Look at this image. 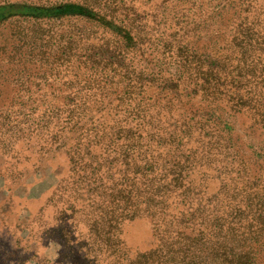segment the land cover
I'll return each instance as SVG.
<instances>
[{
	"label": "trees",
	"instance_id": "trees-1",
	"mask_svg": "<svg viewBox=\"0 0 264 264\" xmlns=\"http://www.w3.org/2000/svg\"><path fill=\"white\" fill-rule=\"evenodd\" d=\"M8 21L30 24L17 50L62 84L49 102L24 87L0 132L13 157L33 139L25 153L68 169L47 205L63 261L264 264V154L236 128L264 141V0H0ZM138 219L144 251L124 236Z\"/></svg>",
	"mask_w": 264,
	"mask_h": 264
},
{
	"label": "rangeland",
	"instance_id": "rangeland-1",
	"mask_svg": "<svg viewBox=\"0 0 264 264\" xmlns=\"http://www.w3.org/2000/svg\"><path fill=\"white\" fill-rule=\"evenodd\" d=\"M29 25L24 21H8L0 25V118L16 110L17 103L28 100L29 94L23 91L24 87L34 88L31 103L60 99L57 90L62 84L45 76L44 69L39 71L35 61L21 54L24 50H17L18 33ZM212 34L217 35V29ZM38 89L41 91L35 94ZM236 128L241 137L240 147L246 155L252 157L253 152L264 154L263 139L258 135L248 136L239 124ZM2 136L3 132H0V264H71L69 260L63 261L69 250L64 248L65 239L59 234L60 213L53 207L47 208L51 194L58 192L61 181L68 176L63 159L57 157V152L43 159L33 150L25 153L24 150L35 146L33 139L29 146L22 145L23 150L13 157L8 152L10 146L1 144ZM44 205L47 216L38 222L40 215L44 214L40 211ZM44 222L49 224L48 234ZM123 230L133 251L151 247L152 227L147 220L127 222ZM73 254L70 259L74 257L75 264H82L83 254Z\"/></svg>",
	"mask_w": 264,
	"mask_h": 264
}]
</instances>
